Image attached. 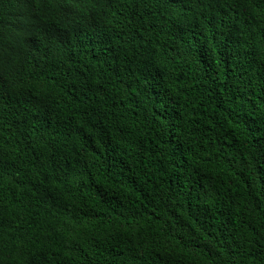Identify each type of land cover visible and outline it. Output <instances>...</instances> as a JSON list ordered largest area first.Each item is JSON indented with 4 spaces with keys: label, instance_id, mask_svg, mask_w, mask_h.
Masks as SVG:
<instances>
[{
    "label": "trees",
    "instance_id": "trees-1",
    "mask_svg": "<svg viewBox=\"0 0 264 264\" xmlns=\"http://www.w3.org/2000/svg\"><path fill=\"white\" fill-rule=\"evenodd\" d=\"M0 264H264V0H0Z\"/></svg>",
    "mask_w": 264,
    "mask_h": 264
}]
</instances>
